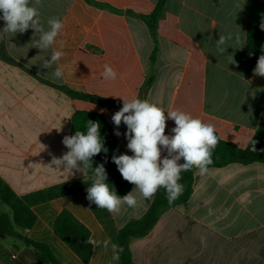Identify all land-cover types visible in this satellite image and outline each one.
<instances>
[{
    "label": "crops",
    "instance_id": "0c3cea01",
    "mask_svg": "<svg viewBox=\"0 0 264 264\" xmlns=\"http://www.w3.org/2000/svg\"><path fill=\"white\" fill-rule=\"evenodd\" d=\"M91 1L41 0L45 29L53 17L65 25L57 38L64 56L49 69L40 65L53 48L41 51L31 43L40 34L5 33L0 20V213L10 216L17 232L0 237V264H51L22 237L46 245L59 264H84L55 235L54 221L63 209L98 242L89 264H122L118 233L141 219L154 198L144 200L135 192V208L122 205L109 213L86 198L92 173L70 176L45 167L53 155L68 151L62 140L71 135L77 111L102 114L115 132L111 117L118 109L112 102L123 106V99H146L165 112L181 110L213 125L221 139L240 148L260 124L264 77L247 76L246 29L252 24L261 30L264 0H167L154 33L141 15L150 14L159 0ZM237 32L245 45L217 54L215 39ZM229 55L235 64H229ZM105 64L117 71L116 80L102 78ZM57 67L63 69L60 79L53 75ZM67 90L111 105L73 98ZM173 127L167 119L165 134L172 135ZM117 138L132 155L124 133ZM209 169L203 176L194 173L185 203L164 212L147 235L131 240L134 264H264V164ZM201 235L207 236L206 245Z\"/></svg>",
    "mask_w": 264,
    "mask_h": 264
},
{
    "label": "clouds",
    "instance_id": "9594fccd",
    "mask_svg": "<svg viewBox=\"0 0 264 264\" xmlns=\"http://www.w3.org/2000/svg\"><path fill=\"white\" fill-rule=\"evenodd\" d=\"M40 3L41 0H34V3L33 0H0V20L5 23L2 29L5 33L16 35L33 29L35 34H40L39 38L31 43L41 51L53 48L50 58L40 65L42 69H49L64 56L63 42L57 38L63 34L65 25L60 18H49L46 30L38 9ZM260 28L264 31V20ZM233 44L240 45L239 48L245 45L239 32L219 35V38L215 39L216 53H228L229 48L233 49ZM228 60L229 64L236 63L233 55H229ZM63 74L61 67H57L53 72L57 79L62 78ZM253 75L264 77V55L258 58ZM101 76L106 81H114L118 73L111 65L105 64ZM105 111L101 109V113ZM167 119L175 123V127L171 129L172 135L165 134ZM111 120L117 129L114 133L116 136L121 135L118 131L121 123L127 128L124 136L127 139V149L132 155H113L112 162L117 166L122 178L135 185L131 192L123 197L118 196L106 182L108 175L104 164L92 167L94 156L102 151L107 153L98 121L87 120L86 132L76 131L74 135L64 136L62 144L68 151L59 158L53 155L51 162L45 166L53 171L67 170L70 176L77 172L85 176L91 169V185L86 188V198L97 208L105 209L109 213H118L122 205L135 208L138 203L135 192H139L144 200L150 201L160 188L165 189L167 201L171 205L182 195L183 185L179 183L182 172L195 168L201 176L209 173L208 166L213 163V150L219 143L213 125L181 110L165 112L158 105L139 98L123 99V106L112 115ZM250 143L254 152L256 141L251 140ZM162 150L166 151V156L162 157ZM181 160L184 162L180 163ZM213 214V209L209 208L208 215ZM206 241L207 236L201 235V245H206ZM85 243L95 247L98 242L89 238ZM107 244L108 241H105V246ZM115 247L113 245V248Z\"/></svg>",
    "mask_w": 264,
    "mask_h": 264
},
{
    "label": "trees",
    "instance_id": "16d2710c",
    "mask_svg": "<svg viewBox=\"0 0 264 264\" xmlns=\"http://www.w3.org/2000/svg\"><path fill=\"white\" fill-rule=\"evenodd\" d=\"M87 1L92 3L91 0ZM166 1L167 0H159L150 14L141 15V18L149 25L153 33L164 11ZM246 35L247 76L250 78L253 76V69L256 67L258 58L260 57L264 43V32L256 26L249 24L246 29ZM151 81V79L147 80L145 87L141 90V97L143 91L150 86ZM67 92L73 98L97 102V97L93 95L82 94L71 90H67ZM112 107L119 110L122 105L113 101ZM87 120L94 122L98 121L100 123V135L103 138L104 147L107 149V153L102 151L92 158V167L95 168L97 165L103 163L108 175L106 182L110 184V187L116 191L118 196L123 197L130 192L133 184L122 178L117 166L112 162V157L113 155L127 154V152L119 144L118 138L114 134L115 132L108 120L97 112L77 111L74 115L71 135H74L76 131L86 132ZM218 138L219 143L213 150V163L208 166L209 168L224 167L233 163L248 165L260 162L264 164V105L262 107L260 124L251 139L256 141L254 145L256 150L254 152L252 151L253 145L250 143L251 140L247 147L240 148L231 141L221 139L219 136ZM183 162V160L180 161V163ZM196 171L197 169L193 168L190 171L181 173L179 183L183 185V192L173 204L170 205L168 203L165 189L160 188L155 194L154 200L144 216L139 220L127 223L120 229L116 242L117 253L122 264H134L130 250V242L133 238L147 235L164 212L170 208L182 205L190 198L193 192L194 173ZM87 173H92V170L89 169ZM54 232L84 264H89L93 245L85 243V241L91 237V232L88 227L78 221L69 210L63 209L55 218ZM7 235L16 236L17 232L10 216L7 213H0V237L4 238ZM22 238L27 245L35 247L47 262L59 264L56 257L46 245L36 243L26 237Z\"/></svg>",
    "mask_w": 264,
    "mask_h": 264
},
{
    "label": "water",
    "instance_id": "95a60500",
    "mask_svg": "<svg viewBox=\"0 0 264 264\" xmlns=\"http://www.w3.org/2000/svg\"><path fill=\"white\" fill-rule=\"evenodd\" d=\"M98 102H100L101 104L109 107L111 105V101L106 100V99H97Z\"/></svg>",
    "mask_w": 264,
    "mask_h": 264
},
{
    "label": "rangeland",
    "instance_id": "374dc122",
    "mask_svg": "<svg viewBox=\"0 0 264 264\" xmlns=\"http://www.w3.org/2000/svg\"><path fill=\"white\" fill-rule=\"evenodd\" d=\"M118 131H119L120 133H125V131H124V127H123V126H120L119 129H118Z\"/></svg>",
    "mask_w": 264,
    "mask_h": 264
}]
</instances>
